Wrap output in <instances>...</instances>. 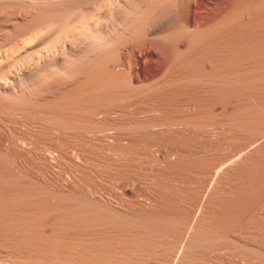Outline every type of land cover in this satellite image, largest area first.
<instances>
[{"label":"bare ground","instance_id":"6f19581e","mask_svg":"<svg viewBox=\"0 0 264 264\" xmlns=\"http://www.w3.org/2000/svg\"><path fill=\"white\" fill-rule=\"evenodd\" d=\"M0 264H264V0H0Z\"/></svg>","mask_w":264,"mask_h":264}]
</instances>
